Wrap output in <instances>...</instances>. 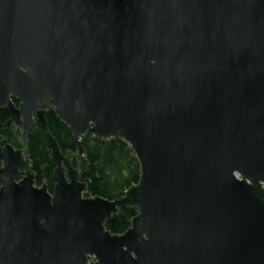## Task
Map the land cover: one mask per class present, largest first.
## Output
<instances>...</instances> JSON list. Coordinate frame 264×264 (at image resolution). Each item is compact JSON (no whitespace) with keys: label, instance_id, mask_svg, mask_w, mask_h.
Masks as SVG:
<instances>
[{"label":"water","instance_id":"1","mask_svg":"<svg viewBox=\"0 0 264 264\" xmlns=\"http://www.w3.org/2000/svg\"><path fill=\"white\" fill-rule=\"evenodd\" d=\"M3 109L0 264H264V0H0ZM87 135L133 149L122 199L87 196ZM122 207L138 214L112 234Z\"/></svg>","mask_w":264,"mask_h":264},{"label":"trees","instance_id":"2","mask_svg":"<svg viewBox=\"0 0 264 264\" xmlns=\"http://www.w3.org/2000/svg\"><path fill=\"white\" fill-rule=\"evenodd\" d=\"M18 105L20 102L14 99ZM48 122L50 131L54 134L63 152L76 151V143L70 128L49 107ZM10 119L7 109L0 111V140L5 131L3 125ZM86 148L89 168L83 175V181L88 183V197H103L110 201L120 200L126 191L139 183L141 177L140 163L129 144L123 140H100L87 135L82 139ZM29 150L33 161V170L37 173V185L47 184L50 192L54 190L52 178L55 164L50 158L45 130L36 124L33 135L29 136ZM49 166L48 177L44 178V168ZM1 169V164H0ZM1 186V182H0ZM138 214L137 208L122 207L120 213L108 221L107 229L112 234H123L131 226L133 218Z\"/></svg>","mask_w":264,"mask_h":264},{"label":"flooded vegetation","instance_id":"3","mask_svg":"<svg viewBox=\"0 0 264 264\" xmlns=\"http://www.w3.org/2000/svg\"><path fill=\"white\" fill-rule=\"evenodd\" d=\"M20 104V103H19ZM18 104V105H19ZM17 105V104H16ZM17 105V106H18ZM50 107V106H49ZM48 107V112H49V110H50V108ZM4 130V129H3ZM5 131V130H4ZM5 135H3L2 137H6V138H8L9 139V141H10V143H12L15 147H17V148H19V146H18V143H17V140H16V138L14 137V135L13 134H11L10 132H7V131H5ZM17 135L18 136H21V132L18 130L17 131ZM2 139V138H1ZM77 163H78V161H75V164L77 165ZM1 167H2V165H1ZM44 171V170H43ZM47 177H48V175H47ZM47 177H45L44 176V178H47ZM36 178H37V173H36ZM52 178H53V176H52ZM37 182V181H36ZM55 184V183H54Z\"/></svg>","mask_w":264,"mask_h":264}]
</instances>
